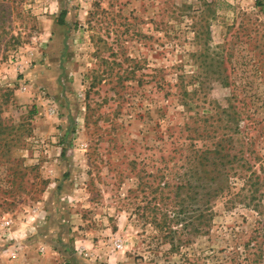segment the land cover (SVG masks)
Here are the masks:
<instances>
[{"label":"rangeland","instance_id":"1","mask_svg":"<svg viewBox=\"0 0 264 264\" xmlns=\"http://www.w3.org/2000/svg\"><path fill=\"white\" fill-rule=\"evenodd\" d=\"M0 264H264V0H0Z\"/></svg>","mask_w":264,"mask_h":264},{"label":"trees","instance_id":"2","mask_svg":"<svg viewBox=\"0 0 264 264\" xmlns=\"http://www.w3.org/2000/svg\"><path fill=\"white\" fill-rule=\"evenodd\" d=\"M65 14H66V13H62V18H63V16H65Z\"/></svg>","mask_w":264,"mask_h":264}]
</instances>
